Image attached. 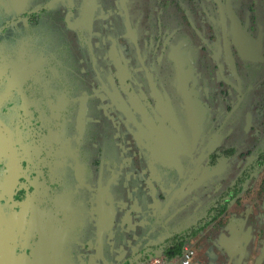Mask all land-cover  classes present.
<instances>
[{
  "label": "rangeland",
  "instance_id": "obj_1",
  "mask_svg": "<svg viewBox=\"0 0 264 264\" xmlns=\"http://www.w3.org/2000/svg\"><path fill=\"white\" fill-rule=\"evenodd\" d=\"M41 8L49 12L37 18V27L36 18L19 19ZM112 42L132 95L112 87ZM69 68L85 75L81 83L69 81ZM151 68L159 69L156 77ZM3 69L0 121L17 152L31 156L30 165L20 167L23 184L13 203L4 197L9 164L2 163L0 214L36 207L40 236L64 242L43 264H96L97 257L122 264L133 250L191 224L210 199L200 196L202 188L210 191L221 179L224 186L249 162L231 163L202 187L198 168L207 152L220 142L244 152L264 141V0H0V75ZM49 74L58 78L51 97L43 83ZM18 84L36 98L32 106L17 96ZM152 89L170 99L180 123L163 118ZM40 105L43 133L53 130L47 113L59 121L54 140L62 148L53 154H39L51 143L39 134L38 118L30 119ZM2 133L0 156L14 160L13 173L24 154L16 161L19 154L11 153ZM259 174L207 230L216 236L199 264H264V192L258 190L264 169ZM0 225L8 235V224ZM84 239L94 242L92 251L65 245ZM191 240L199 251L202 240Z\"/></svg>",
  "mask_w": 264,
  "mask_h": 264
},
{
  "label": "flooded vegetation",
  "instance_id": "obj_2",
  "mask_svg": "<svg viewBox=\"0 0 264 264\" xmlns=\"http://www.w3.org/2000/svg\"><path fill=\"white\" fill-rule=\"evenodd\" d=\"M43 9H45V12L41 13V11ZM48 12L49 11H48L47 8H41L40 10H37V11H33V12H30V13H24V14H22L19 17V19H21V18H28V19L29 18L30 19L34 18L35 19L36 18V22H34V25H32V26L33 27H37L36 24L39 23V22H37V18L39 16L44 17L45 15L48 14ZM32 13H36L34 17L30 16V15H32ZM27 14L29 16H25ZM26 27L28 28L29 25H26ZM131 37L134 38L133 36H131ZM149 42H150V40H149ZM145 47H147V48L149 47V44L147 42H145ZM139 53H141L142 55L144 54V52H141V51H139ZM108 60L111 62V67L114 69L115 79H114V82L112 83V87H113V89H120L121 93L124 94L125 91L123 89V85H126V84H130L131 85V79H130V76H128V74L123 71V60L119 56L118 47H117L116 43L112 42L110 44V48H109V52H108ZM147 71L149 72L150 75H153L155 77L159 73V69H157V68H151L150 70H147ZM67 72L69 74V75L67 74V78H69L70 82L73 80L75 82L81 83V81H82L81 77L83 76L82 74H79L81 76L75 75L74 73L71 72L70 68L67 70ZM7 74H8V71L6 72V76H7ZM83 77H85V75ZM1 79H3V78L1 77ZM48 80H51L50 74L46 76V78L43 80V83L46 86L50 85L49 89L52 90V91H50V97H51L52 94L54 93V91L57 90L58 78H57V83H56V78L52 79L51 81H48ZM72 83L74 84V82H72ZM18 85H20V84H18ZM151 85H153V88H154V84H151ZM18 87L21 88V91L23 93H19L18 92L17 96L21 97L20 99H22V100L26 99V101L25 102L23 101L22 103L23 104L29 103V100H30V102L32 101L34 103V100H36V98L32 97L31 94H28L27 89L23 88L22 86H18ZM132 91H133V88H132L131 92ZM85 92L87 93V91H85ZM131 92L126 93V94H128V95L131 94L132 95ZM159 95H160L159 97L163 98L162 105H163L164 109L160 108L159 106H157V109L161 113V115H163V118L165 120H167V121L168 120H174L175 122L180 123L181 121H179V119L177 118V114L172 111L171 101H169L170 99H166L164 96H162L160 91H159ZM28 98H30V99L28 100ZM41 98L44 100L47 97H44L41 94ZM154 101H156V99H154ZM40 102H41L40 100L36 101L35 104H40ZM147 103H149V101ZM37 109H38V114L33 112V114L30 115V119L31 120L35 119L36 115L37 116H39V115L41 116L40 113H41V110L42 111L44 110V107H42V105H40L39 107L37 106ZM142 110L146 112L147 108H142ZM47 119H48V123H50L49 126H52V129H53L50 132H48L49 131L48 130L46 133H43V129L46 126H45L44 122L41 119L38 118V121L36 123V125L38 124V126H36L37 130L38 131H42V133H39L40 135L46 134V135L51 137V143H45V145H43V147L41 149V153H39L40 155H46V153L53 154L56 151H61V148H62L61 147L62 143L54 140V138H55L54 134L55 135L57 134V129L59 128L58 127L59 121L54 119V118H52L50 115H48V113H47ZM52 119L54 121L51 122ZM88 120H91V118L88 117ZM0 123L2 124V126L4 128V130L0 129V131L3 132L2 134H3V136L5 137V139L8 142L7 145H8L9 150H11V153H15L17 155L18 152H17V149H16V147L14 145L15 143L13 141V138L11 136V133H10L8 127H6V125H4L1 121H0ZM88 124H90V123H88ZM26 134H27V132H26ZM78 134H80V133H78ZM22 136H24V135L22 134ZM222 145H224V143L220 142L219 145H217L214 149H212L211 151L207 152L205 157H204V159H203V162L201 163V165L198 168L199 169L198 174L200 176L199 179H200V183L202 181V183H201L202 187H203V185H206L207 182L212 179V177H215L216 175L221 174L224 171V169H227L228 164H227V166H223L221 169H217L216 171L211 172L210 173L211 175L209 177H206L204 175L206 173V169H207V166H208V156L211 153H213L216 149L221 147ZM228 146L235 147V145H233V144H230ZM224 147H227V146L224 145ZM186 151H188V152H185V153L189 154V156H191V151L190 150H186ZM23 152L22 153H18V154H24V157H23V159L20 162L19 169H15V171L13 173L12 172L10 173V171L12 170V168L10 167V164H12V163H10L9 167H8V170H7V176L5 177L6 180L4 182V190H3L4 197L7 198V199H10L12 201V203L15 202V200L17 198L15 196L16 195L15 193L17 192V190L23 184V179L21 178L23 176V174L20 171V167L27 168L30 165L29 164V162H30L29 157L31 156V153L26 152V151H23ZM240 154L241 153H238V156ZM28 155H30V156H28ZM8 157H10V156L9 155H2V156H0V160L7 159ZM25 157H28V160L26 159L24 161ZM246 158L248 159L249 162H251L250 159H252V160L254 159L253 155H251V154L247 155L246 157H244V159H246ZM8 159L12 160V158H8ZM15 160L16 161L19 160V155L16 156ZM12 161H14V160H12ZM232 161H233V159L231 160L230 163H232ZM27 162H28V164L23 165L24 163H27ZM2 165H4V164H1L0 167ZM41 166L48 169L49 165H41ZM236 174H237V171H236ZM236 174H234V179L236 177ZM258 175H260V174L259 173L255 174L254 177H253V180L246 184L245 188L243 189V191L239 195L238 199L235 202H233L234 205L237 202H239V199L242 198V194L246 191V189L248 187L251 186V183L253 181L259 180V178H257ZM224 181H226V180L225 179H221L219 181L218 185H216V187L215 186L211 187L210 191L213 190V189H217L218 190V188L224 183ZM259 185L260 186H259L258 190L260 191L261 194H263V192H264V179H262V181L259 183ZM15 186H17V187L15 188L14 193L12 195H8L6 190L7 189L11 190ZM262 187H263V190L261 189ZM202 189L204 191L202 192V195H200V196L203 197V198H206V197L210 198V194L206 195L209 192V189H207V188H202ZM13 196L15 198H13ZM21 196L23 197V195H21ZM249 196L251 197L250 199H253V200L255 199L254 196L253 197L251 196V194H249ZM179 197H180V195H179ZM258 202H263V201H261L259 199V200L256 201V203H258ZM231 205H230L228 210H230L232 208ZM35 208H36L35 206H31V207H29V209H34V211L29 210V213L22 212V213H19L17 216L14 215V211H16L15 209H13L12 212L9 211L8 213L7 212H2L3 215H4V218H3V215L0 214V222H1V224H3V223H5V224L7 223L8 224V227H7L8 235H6V233H4L5 231L4 232L2 231V227L0 225V254H2V257H3L2 259H0V264H43V256L44 255H47V254L49 255L53 251L56 252V253L60 252V250L64 247V245H63L64 242H62L61 240L57 241V239L54 240V238L51 240L49 237H45L44 238L43 236L42 237L40 236L38 231H42V229H39V230L37 229L38 223H37V215H36ZM258 209H259V207H258ZM89 212L90 211L88 209H85V213L87 215H88ZM84 216H85V214H84ZM1 217H2V220H1ZM88 218L89 217H87V220H88ZM48 228H49V226H48ZM54 230H55V228L52 227L49 232L53 235L54 234ZM77 233L80 234L79 231ZM88 233H90V231L89 232H85L84 231L85 236ZM201 238L202 237L199 236L200 240H201ZM45 239H49L50 243L44 242ZM93 241H95V240H93ZM93 243L89 239H84V240H78L77 242L67 241L65 243V245H70V244L72 245L73 244L74 246H76L77 249H80V251L82 253H84L83 251H86V252L88 251L89 252V251L93 250L92 249V246H94ZM2 247H3V249H2ZM141 248H143V247H141ZM200 248H201V244L199 245V251L196 250V254H197V256H196L197 259L196 260L199 263H203V261L199 259ZM7 249L10 252V254L5 255L4 252ZM140 249L133 250L132 253L129 255V257L131 255L137 254L140 251ZM117 262L120 263L121 261H117ZM94 263H96V264H105V263H101V259H98V257H97V259L94 260ZM139 263H142V262H139ZM139 263H135V264H139Z\"/></svg>",
  "mask_w": 264,
  "mask_h": 264
},
{
  "label": "trees",
  "instance_id": "obj_3",
  "mask_svg": "<svg viewBox=\"0 0 264 264\" xmlns=\"http://www.w3.org/2000/svg\"><path fill=\"white\" fill-rule=\"evenodd\" d=\"M252 10V8L250 9ZM45 12V9L41 11ZM36 13H32V17L35 16ZM25 16H29L28 14ZM233 16L236 19V22L240 28L243 27V24L240 22L239 16L233 13ZM186 67L187 64H186ZM2 75L0 76L4 79L6 76L7 70H2ZM4 75V76H3ZM224 81L226 82L227 79L223 76ZM229 83V81H227ZM14 91L16 93H23L21 88L15 85ZM123 89L126 93L131 92L132 87L130 84L123 85ZM154 93H158L157 89H153ZM24 102L26 99L23 100ZM157 105L164 109L162 102L163 98L159 97L156 98ZM30 103V100H29ZM261 106V105H260ZM258 109V107H257ZM262 109V108H261ZM54 121L53 119L51 122ZM56 122V121H55ZM54 123V122H53ZM38 126V124L36 125ZM0 129H3L2 124L0 123ZM49 132V131H48ZM8 138V137H7ZM261 142H263L261 144ZM259 145H255L253 147H247V150L244 152H239L236 147L227 146L224 147L222 145L218 149H216L213 153L208 156V166L206 169V173L204 174L206 177H209L211 172L216 171L217 169H221L223 166L229 167L232 164L238 161H243L244 157L247 155H253L254 159L251 162H244L240 165L237 169V174L235 179L233 178L230 182L226 183L224 186L221 185L220 188L213 189L209 191L206 195L210 194L209 201L203 205L202 210L199 214L195 215V219L192 221L191 224L187 225L184 229L179 231H173L167 237H165L162 241H156L146 247L140 249L137 254L131 255L126 261L122 264H135L139 262H144L149 260V258L153 257L154 255H166L168 257H172L181 251V248L185 245V243L194 237H199L202 233L207 232L201 238V248H200V255L206 258L205 252L206 247L205 244L209 243L215 235L212 231H207L209 228L214 229V224L217 223L221 219V217L227 212L230 205L235 202L243 189L245 188L248 182L253 180L255 174L260 173L264 168V141H261ZM10 146V145H9ZM238 153H241L238 156ZM20 158V154H19ZM6 163L7 165L13 163L12 160L9 159H2L0 160V164ZM234 166V165H233ZM226 170V169H224ZM225 182V181H224ZM13 187L11 190H6L8 195H12L15 191ZM263 190V187L261 188ZM13 198H15L13 196ZM219 227H223L222 223L219 224ZM216 236V235H215ZM22 252V251H21Z\"/></svg>",
  "mask_w": 264,
  "mask_h": 264
},
{
  "label": "built area",
  "instance_id": "obj_4",
  "mask_svg": "<svg viewBox=\"0 0 264 264\" xmlns=\"http://www.w3.org/2000/svg\"><path fill=\"white\" fill-rule=\"evenodd\" d=\"M196 244V241L190 239L181 248V251L172 257H167L166 255H154L149 258V260L139 264H199L196 260Z\"/></svg>",
  "mask_w": 264,
  "mask_h": 264
}]
</instances>
